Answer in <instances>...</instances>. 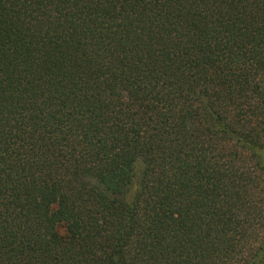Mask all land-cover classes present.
<instances>
[{"label":"trees","instance_id":"obj_1","mask_svg":"<svg viewBox=\"0 0 264 264\" xmlns=\"http://www.w3.org/2000/svg\"><path fill=\"white\" fill-rule=\"evenodd\" d=\"M0 264H264V0H0Z\"/></svg>","mask_w":264,"mask_h":264},{"label":"rangeland","instance_id":"obj_2","mask_svg":"<svg viewBox=\"0 0 264 264\" xmlns=\"http://www.w3.org/2000/svg\"><path fill=\"white\" fill-rule=\"evenodd\" d=\"M63 232V230H61Z\"/></svg>","mask_w":264,"mask_h":264}]
</instances>
